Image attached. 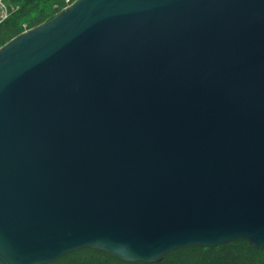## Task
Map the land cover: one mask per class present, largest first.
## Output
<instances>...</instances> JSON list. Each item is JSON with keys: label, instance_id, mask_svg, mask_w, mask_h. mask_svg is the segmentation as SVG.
<instances>
[{"label": "water", "instance_id": "obj_1", "mask_svg": "<svg viewBox=\"0 0 264 264\" xmlns=\"http://www.w3.org/2000/svg\"><path fill=\"white\" fill-rule=\"evenodd\" d=\"M264 248V0H75L0 47V264Z\"/></svg>", "mask_w": 264, "mask_h": 264}, {"label": "trees", "instance_id": "obj_2", "mask_svg": "<svg viewBox=\"0 0 264 264\" xmlns=\"http://www.w3.org/2000/svg\"><path fill=\"white\" fill-rule=\"evenodd\" d=\"M16 8L0 24V47L28 29L52 19L67 0H7ZM75 1V0H71ZM25 24V25H24ZM44 264H264V248L246 240H236L216 247L189 246L167 253L159 262L125 261L105 250L83 247Z\"/></svg>", "mask_w": 264, "mask_h": 264}, {"label": "built area", "instance_id": "obj_3", "mask_svg": "<svg viewBox=\"0 0 264 264\" xmlns=\"http://www.w3.org/2000/svg\"><path fill=\"white\" fill-rule=\"evenodd\" d=\"M72 2L73 1L71 0H67V6L70 5ZM15 8L16 7L14 5L9 4L7 0H0V24H2L10 16L11 11Z\"/></svg>", "mask_w": 264, "mask_h": 264}, {"label": "rangeland", "instance_id": "obj_4", "mask_svg": "<svg viewBox=\"0 0 264 264\" xmlns=\"http://www.w3.org/2000/svg\"><path fill=\"white\" fill-rule=\"evenodd\" d=\"M24 25H25V24H24ZM25 27H26V29H28L27 26H25Z\"/></svg>", "mask_w": 264, "mask_h": 264}]
</instances>
